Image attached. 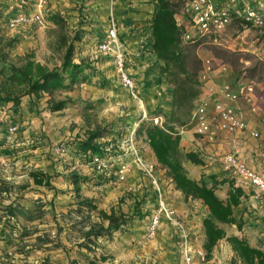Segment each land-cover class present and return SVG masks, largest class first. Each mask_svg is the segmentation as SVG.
Wrapping results in <instances>:
<instances>
[{"label":"rangeland","instance_id":"rangeland-1","mask_svg":"<svg viewBox=\"0 0 264 264\" xmlns=\"http://www.w3.org/2000/svg\"><path fill=\"white\" fill-rule=\"evenodd\" d=\"M213 1L215 4L220 2V0ZM32 2L35 3V6H32L29 14L22 11L17 13V16H12V12L8 9L11 4L9 5L5 2L4 12L6 14H3L5 16L4 23L8 25L9 20L12 18L19 15H31L40 10L47 15V18L51 13L61 12L68 20L69 30L72 35L78 31L81 36V40L75 42V58L80 61L86 60L93 63L99 61L94 54V58H92V54L89 51L99 41L97 39L93 41L92 30L84 28L85 26L87 27V25H83L86 22L82 18L79 19L78 14L72 13L74 9L77 11V7L72 4L71 6L64 5V0H32ZM14 5L19 6L18 3H14ZM181 11L178 14V18H180ZM111 16H114L118 22L116 15ZM30 25L36 31L31 37L33 44L29 43L28 40L22 41L21 39L20 45L27 47L29 51H34L36 58L50 67L60 64L64 50L57 49L58 32L55 26L51 22L45 27L37 24ZM82 25L83 27H81ZM188 27L192 33H195L190 24ZM3 30L5 33H2ZM9 32H13V29L9 26L0 28V33L3 35H7L6 33ZM5 38L6 41L10 39L9 36ZM143 44L144 42L135 43V47L138 49L137 52ZM126 47L130 51L128 53L129 69L135 81H140L139 78H141L143 71L138 69L140 61L135 57L137 52L135 50L133 52L127 45ZM197 51L203 60L202 71L204 70L205 60L211 59L213 71L222 67L221 71L226 73L223 76L225 81H251L254 84L256 100L261 113L260 118L264 122V29L238 24L230 25L216 37H207ZM103 61L111 63L107 57ZM136 70L140 72L136 73ZM101 71L104 73H99L94 78V81H98V83L86 84V86L79 85L75 90L68 92V95L73 98L76 97L75 103L69 109L61 112L44 110L47 106L48 96H46L41 100L40 105L35 106L33 110L29 109L30 104H26L22 118L8 127H4V129L0 128V208L12 201L20 202L26 206H31L33 202L40 201L44 204L47 214L43 216L44 222L42 221L43 223L38 224V229H47L53 239H58L54 211L60 216L59 214L66 212L76 200L73 185L70 184L67 175L72 170L77 169H80L79 171L77 170L78 172L84 174L95 173L91 170L89 163H85L78 157L76 158L81 160L78 161V164L81 165L83 163L87 172H83L80 166H77V169H73L72 167L77 163H75L74 159H67V157L72 156L74 158V156L70 152L64 156L60 155L57 152L59 143L63 140L72 141L75 138L83 137L85 131L89 129H102L105 131V136L101 138V141L113 143L121 152L120 154L123 153L122 160L128 164V169L135 168L142 172L135 161L134 155L121 147L127 148L129 146L127 137L134 129H137L140 121L152 120L156 124H163L165 121V117L160 116V112L165 111L168 106L164 102H157L155 93L151 94L150 89L143 90V92L140 90L144 95V101L143 103L138 102L120 84L114 66L113 68L112 66H106ZM202 71L200 79L202 78ZM215 74H209L207 81L214 79ZM137 87L141 89L139 84ZM82 89L85 90L86 98L78 96L79 91ZM165 91L167 93L168 91L170 92L168 85ZM58 96L63 97L64 95ZM89 101H97L99 106L96 105L92 109L86 108ZM145 109L148 113L147 116H144ZM182 115L183 119L186 120V124L178 126L179 129L185 131L194 129L189 114L182 113ZM12 125L17 126V130L13 134L10 133ZM196 137L198 138L199 136L196 134ZM145 143L143 139L138 138V145L142 151H145ZM116 154L118 155L119 152H116ZM144 158L147 159L146 157ZM147 161L152 162L149 159ZM55 163L58 164L57 168L53 166ZM113 166L114 168H110L107 173L99 174V176L111 177L108 182L95 187L84 186L82 194L88 196L87 193H89L92 196H97L99 207L108 211L111 204H114L116 209H123L124 207V211L128 215L133 216V219L122 231L114 233L112 238L100 240V246L95 249L97 254L102 253L111 257L105 262H97L96 264H167L163 258H159L160 255H164L163 252L166 248L156 246L155 241L160 227L153 237L148 236L147 230L145 236L138 237L141 223H144L147 219L145 217L150 216L148 215L150 211L156 208L149 202L154 197L152 196V191H148L146 186L140 187L138 184L134 185V182L130 183L127 174L124 180H120L115 173L117 163L113 162ZM32 169L58 173L53 180L59 190L57 196H55V190H50L34 183L29 175ZM159 171L160 169L155 166L154 172L159 174ZM123 182L125 183L123 184ZM118 184L122 185L120 188L122 194L117 195V197L114 196V199L107 200L108 195L115 191L114 187H117ZM144 188L146 190H143ZM171 191L173 192V189ZM93 192L97 193L93 194ZM142 195L143 197H141ZM136 197H141V200ZM52 200H54L53 206L51 204ZM141 203H146L144 207L148 209L147 212H140L142 206L139 204ZM138 205L139 208H137ZM140 215L144 217H140ZM67 219H70V217ZM92 219L97 218L93 216ZM76 220H80V218H76ZM4 221L7 220L4 218L3 222L0 223V264H92L90 259L94 258L96 252L88 251L86 248L78 246L82 238L81 233L75 229H67L61 233L59 239L67 246V249H65L55 247V242L44 243L36 240V234L30 239L21 241L17 238V235H13L14 230ZM166 221L171 223L168 220ZM227 230L232 234L236 228L227 226ZM253 230L256 235H258L257 233L259 235L262 233L258 229ZM47 257L51 263L45 261ZM174 260L177 264H181L179 257H175ZM173 261H169V263H173Z\"/></svg>","mask_w":264,"mask_h":264},{"label":"trees","instance_id":"trees-1","mask_svg":"<svg viewBox=\"0 0 264 264\" xmlns=\"http://www.w3.org/2000/svg\"><path fill=\"white\" fill-rule=\"evenodd\" d=\"M154 4L155 10L149 26L150 36L144 42L147 51L152 53L151 65L146 69L145 75L149 80L151 78L156 80V76L157 81L166 83L172 91V97L169 111L160 112V116L165 117L163 124H156L152 120L140 121L136 129L137 138L143 139L150 146L157 162L166 169L176 189L182 191L186 199L200 200L207 207L209 215L205 216L202 222L205 235L203 246L208 258L212 257L217 243L227 238L242 264H264L262 248L251 245L246 237L228 235L224 227L236 225L239 230L244 227L258 229L263 233L259 239L263 240L264 207L255 208L246 204L247 194L243 186L235 184L234 179H217V173L196 179L189 175L184 165V159L198 166H206L209 163L206 156L198 150L182 148L178 127L186 124L182 113H187L191 117L202 90L200 73L203 69V60L197 50L208 36L184 40L187 26L178 19L179 12L185 6L184 0H154ZM48 20L58 32L57 49L64 50L60 64H55L54 67L38 61L34 51L12 56L9 49L14 46L17 39L6 41L0 36L1 129L22 118L26 104H30L29 109L33 110L48 96L44 110L63 111L76 101L68 92L81 84L98 83L94 81L99 74L94 63L75 60V42L81 40L80 33L76 31L72 35L68 20L61 12L49 14ZM235 24L243 25L239 20H235L231 25ZM96 105L99 106L97 101H89L86 108L92 109ZM104 136L105 131L102 129H89L85 131L83 137L68 141L69 152L89 163L93 155H104L103 147L108 144L101 141ZM112 166L113 164L110 168H114ZM29 175L36 185L55 190L57 196L59 190L53 180L58 173L50 174L42 169H32ZM67 178L73 185L76 200L66 212H61L60 216L54 211L58 239H53L47 229H38V224L44 222L43 216L47 214L44 204L40 201L33 202L31 206L16 201L1 206L0 223L5 218L7 221L4 222L14 230L13 235H17L21 241L36 234V240L44 243L55 242V247L65 249L67 246L59 237L64 230L75 229L81 233L82 238L78 246L96 252L95 249L100 246L101 239L112 238L114 233L122 231L133 219V216L128 215L122 208L111 207L108 211L99 207L97 196L82 194L84 186L95 187L105 184L111 177L72 170ZM226 182L229 183L228 196L223 198L217 190L219 185ZM51 204L53 206L54 200ZM93 216L97 219H92ZM68 217L70 219H67ZM110 257L102 253L98 255L96 252L90 262L92 264L105 262ZM45 261L50 262L48 257Z\"/></svg>","mask_w":264,"mask_h":264},{"label":"crops","instance_id":"crops-1","mask_svg":"<svg viewBox=\"0 0 264 264\" xmlns=\"http://www.w3.org/2000/svg\"><path fill=\"white\" fill-rule=\"evenodd\" d=\"M9 1V2H8ZM222 1V0H220ZM246 4H250L252 6L260 5L264 3V0H243ZM8 3L10 6L8 9L10 12H12V16L16 15L17 13L27 12L29 14L31 12L32 6L35 4L32 2V0H0V28L8 27L7 24L4 23L5 16H3L5 4ZM14 3H18L19 6H15ZM71 4L75 7H77V11L74 9L73 14H78L80 17L79 19H83L87 25L84 28H87L89 30H92L93 32V41L96 39L98 41H101L105 38L108 27H109V17L111 15H116L118 20V26L120 31V37L121 39L126 43V45L131 48L134 52V50L137 52V47H135V43L139 42H145L149 36H150V29L149 26L151 24V18L153 15V12L155 10V4L154 0H64V5ZM35 6V5H34ZM6 14V13H5ZM11 15V14H10ZM81 15V16H80ZM180 23L185 24L187 27L190 24L187 14L185 13L184 9L180 13ZM83 25L81 27H83ZM36 31L32 29V26L30 24H22L18 25L16 29H13V32L6 33L7 35L1 34V36L6 39V36H9L10 39H17L14 43V46L11 47L10 54L12 56L16 54H24L26 52H29V49L27 47H23L21 44L22 41L28 40L29 43L33 44V39L31 37L33 34H35ZM2 33H5L3 30ZM97 44L92 47L90 51V54H92V58L95 56ZM127 48V47H126ZM128 53L130 52L127 49ZM94 54V56H93ZM136 59L140 61L143 56L141 55L140 51L135 53ZM91 58V59H92ZM96 58V56H95ZM106 57H98L99 61L95 62L94 65L98 69V72L100 74L104 73L102 72V68H105L106 66H112L113 65L110 62H105L103 59ZM208 58V57H207ZM131 59V58H130ZM38 61L40 59H37ZM77 62H80L78 58H75ZM130 64V62H128ZM138 69L140 71H143L141 74V78H139L140 81H136L137 85L139 84L141 86V91H146L147 89L151 90V94L155 93V96L157 97L156 101L160 103V101L168 106L170 109V103H171V97H172V91L170 89V92L168 93L165 91L167 88L166 83L157 81V78L155 76L156 81L154 79H148L147 75H145V65L143 64V61L141 60L138 63ZM108 68V67H107ZM222 67H219L218 69L214 70L212 73H216L214 79H210L208 81H201L202 82V90L199 95V99L203 96L208 95L212 101L215 100H221L226 103H232L225 97L221 96L219 92H217L221 87H223L225 84L233 81H225L223 79V76L226 74L222 72ZM136 70V73H139L140 71ZM211 73V74H212ZM113 76V75H112ZM222 77V78H221ZM156 83V84H154ZM81 86H86V84H81ZM170 88V87H169ZM165 91V92H164ZM81 92H83L81 94ZM160 93V94H159ZM79 97H85V90H81L78 93ZM74 97L73 99H75ZM158 103V104H159ZM145 105V104H144ZM168 108H165V112H168ZM69 109V108H68ZM67 110V109H65ZM61 112V111H57ZM147 110L145 109L144 116H147ZM260 110L258 112H252L248 105L246 103H243V116L246 119L248 123V130L245 133H226L224 135V139L216 142V143H208L203 139H199L196 137L195 129L185 131L180 130L181 134V146L182 148L186 147L187 150H190L192 148L201 151L206 158L208 159L209 163L206 166H198L193 164L187 159H184V165L189 170V175L193 178L200 179L202 176H207L212 173H217V179H229L227 177L226 172H224L216 163L212 162V157L215 154H223L228 151L233 150L236 146L240 147V155L244 161L247 162L251 167L260 170L264 164V160L259 156V151L261 148H264V122L260 118ZM137 124V123H136ZM252 130H258L261 133V136L259 138H253L250 136V131ZM146 144L145 151L141 150V154L149 159L150 161L154 162L156 166L160 169L159 176L163 183V186L165 188V194L164 197L166 201L172 205H174L179 213L181 215L187 216L188 223L191 226L192 232L195 235V237L203 244L204 243V230H203V218L207 215H209V211L207 207L202 203L200 200H190L186 199L183 192L176 189L174 186V183H170L171 178L167 175L166 169L163 168L158 162L154 155V152L151 150L150 146ZM74 159L75 164L72 168L77 169V166H80L83 169V172H87L85 170V167L83 166V163L80 165L78 164L79 160L76 157H67V159ZM66 160V159H65ZM55 168L58 167V164H53ZM162 169V170H161ZM78 171L80 169H77ZM131 170V171H130ZM50 174H53L51 171H47ZM130 172V173H129ZM127 178H129V182L133 183L134 185L147 187L148 191H152V196L156 197L155 191L151 188V184L149 179L143 174V172L139 171L138 169H128L127 171ZM231 179V178H230ZM234 182L238 186H243L245 193L247 194L246 198V204L255 207V208H263L264 207V197L258 199L255 198L253 195V189L248 187L247 184H245L240 179H234ZM125 182H123L124 184ZM169 184V186H167ZM121 184H118L115 188V191L112 192V194L108 195L107 200L114 199V196L117 197V195L122 194L121 191ZM173 189V192L171 191ZM228 189H229V183L226 182L225 184L219 185V188L217 192L219 195L223 198H226L228 196ZM143 190H146L145 188ZM97 193V192H93ZM88 196H92L89 193H87ZM143 197V195L141 196ZM141 197H136L138 200H141ZM152 201H149L152 203L154 208L157 204V198H154ZM144 204L141 203L142 209L140 212H147L148 209L144 207ZM131 205V204H129ZM133 206V205H132ZM111 207H115L114 204H111ZM131 208V207H130ZM124 210V207H123ZM155 210V209H154ZM154 210L150 211V215ZM142 215H140L141 217ZM150 216H146L147 218L144 223H141L140 232L138 237L141 238L145 236L147 226L149 223ZM144 217V216H142ZM165 220V219H164ZM161 223L160 229L157 233V236L155 238L156 246H163L166 248V250L163 252L164 255H160L159 258H163V260L167 264H177V262L174 260L175 257H179L181 264H184L183 262V255L180 245V240L178 237L177 230L175 227L167 222L166 220ZM227 226H233L236 228L235 231H233L232 234H230L227 230ZM225 229L227 230L228 235H239L248 238L251 245L260 247L264 250V239L260 240L259 237L263 235H256L253 229L249 227H244L242 230H239L236 225H224ZM212 260L214 262H221L222 264H242L240 259H238L236 252L233 250L232 245L228 241L227 238L221 239L217 245L215 246L212 254ZM174 260V261H173ZM169 261H173V263H169Z\"/></svg>","mask_w":264,"mask_h":264},{"label":"built area","instance_id":"built-area-1","mask_svg":"<svg viewBox=\"0 0 264 264\" xmlns=\"http://www.w3.org/2000/svg\"><path fill=\"white\" fill-rule=\"evenodd\" d=\"M184 1L185 6L183 9L187 14L190 27L195 31V33H192L190 28L187 27V32L184 35L185 41L193 40L198 36L216 37L235 20L241 21L245 26L264 29V3L252 6L246 4L243 0H222L218 4H215L213 0ZM48 23L47 15L40 10L31 15H19L12 18L9 20L8 26L11 29H15L20 24H37L45 27ZM147 49L144 44L139 49L143 56L140 60L145 65V73L146 69L151 65L150 58L152 55ZM95 56L96 58L100 56L109 58L115 68L120 84L128 90L134 99L143 103L142 92L138 89L137 83L129 69L126 43L120 37L118 22L114 16L109 17V27L106 36L97 43ZM202 72L201 81H207L208 75L213 72L211 59L205 60ZM217 92L232 103H226L221 100L212 101L208 95L200 99L198 97L196 106L191 114L192 123L196 134L199 136L198 138L208 143H216L224 139L226 133L247 132L248 123L243 116V103H246L254 113L259 110L255 86L251 81L229 82ZM16 130V125L10 127L11 134L16 132ZM250 136L259 138L261 133L258 130H252L250 131ZM127 140L129 141V146L121 148L134 155L138 167L149 179L151 188L155 191L157 197L156 208L150 216L147 228L148 236L153 237L163 220L166 219L177 230L184 264H222L221 262H214L212 258H208L203 244L193 234L187 216L181 215L174 205L166 201L163 183L159 174L154 172L156 164L147 161L141 154L136 129L128 135ZM103 148L105 150L104 155L97 154L91 157L89 161L91 170L98 175L107 173L111 164L116 162L117 170L115 173L120 180H124L128 164L122 160L123 153L120 154L121 152L113 143H108ZM123 150L122 152H124ZM57 152L62 156L69 152L67 140L59 143ZM116 152H119V154L117 155ZM259 156L264 160V148L260 149ZM212 162L226 172L227 177L240 179L248 187L252 188L255 198L264 197V164L260 170L251 167L242 159L239 146L226 153L215 154L212 157ZM172 182L173 180L171 179L170 183Z\"/></svg>","mask_w":264,"mask_h":264}]
</instances>
